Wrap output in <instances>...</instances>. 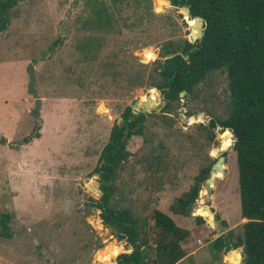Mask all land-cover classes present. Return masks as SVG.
<instances>
[{
	"label": "rangeland",
	"instance_id": "374dc122",
	"mask_svg": "<svg viewBox=\"0 0 264 264\" xmlns=\"http://www.w3.org/2000/svg\"><path fill=\"white\" fill-rule=\"evenodd\" d=\"M94 1L105 4L110 27L91 23ZM118 1L114 6L111 0H16L8 10L0 31V137L6 140L0 143V214H8L9 234L0 235V264H110L107 258L101 263V250L117 241L90 206L89 198L99 193L93 188L97 176L89 174L123 108H134L154 89L149 75L153 61L162 59V45L190 33V18L165 0ZM28 62L34 66L40 118L31 113ZM225 84V74L212 71L186 107L167 114L160 112L156 96L154 107L145 111L152 114L143 135L127 141L130 156L117 170L111 203L144 222L149 254L156 208L189 231L182 247L191 261L184 258L183 264H241L235 253L214 258L209 249L211 239L229 229L239 232L244 221L232 148L223 152L221 175L208 188L200 184L204 194L197 195L188 216L168 211L199 168L217 158L213 151L222 129L215 126L210 139L208 120L199 115L224 117ZM185 108L196 112L195 121L181 116ZM36 122L38 138L8 145ZM192 212L202 214L203 222H195Z\"/></svg>",
	"mask_w": 264,
	"mask_h": 264
},
{
	"label": "trees",
	"instance_id": "16d2710c",
	"mask_svg": "<svg viewBox=\"0 0 264 264\" xmlns=\"http://www.w3.org/2000/svg\"><path fill=\"white\" fill-rule=\"evenodd\" d=\"M15 1L0 0V31L5 29L8 10ZM111 1L115 6L118 0ZM165 1L178 9L183 18L188 16L182 8L191 18L199 17L202 34L195 40L187 37L178 42L166 41L162 45V59L153 61L149 86L157 91L162 102L160 112L167 114L186 107L187 99L212 71L220 70L226 79L225 115L222 118L210 115L204 126L210 131V139H213L212 130L217 125L228 129L233 136L231 148L235 153L239 213L244 221L239 232L233 233L229 229L211 239L210 252L214 258L217 255L232 257L239 248L241 264H264V0ZM118 3L124 4L125 0ZM91 6L90 18L94 27H110L111 19L105 4L94 1ZM189 24V31L195 32L198 27H195L194 19H190ZM181 91L182 96L179 95ZM149 93V97L154 98V90L150 89ZM140 100H146V97L141 96ZM147 101L151 102L149 98ZM183 113L189 117L196 112L185 108ZM150 114L152 112L134 113L131 106H125L119 119L112 123L89 174L97 176L100 192L97 198H89L90 206L99 211L100 222L113 232L117 241L109 251L108 247L102 248L101 263L106 261L107 252L109 262L115 257L117 264H183L182 260L188 257L182 242L189 231L177 226L168 214L156 208L152 210L153 245L149 254L144 249L148 246L144 222L129 208L111 203L117 170L130 156L127 141L133 135H143V123ZM229 132L218 133L220 149L225 150L230 145ZM39 136L36 122L28 134L8 145L15 148ZM5 142L1 136L0 143ZM214 162L215 158L199 168L192 184L173 198L168 211L183 216L190 214L200 184L209 176ZM220 175L216 170V177ZM201 216L196 215L193 219L202 223ZM7 223L8 214H0L1 236L9 234ZM221 223L226 226L225 221L221 220ZM187 260L191 261V257Z\"/></svg>",
	"mask_w": 264,
	"mask_h": 264
},
{
	"label": "water",
	"instance_id": "95a60500",
	"mask_svg": "<svg viewBox=\"0 0 264 264\" xmlns=\"http://www.w3.org/2000/svg\"><path fill=\"white\" fill-rule=\"evenodd\" d=\"M182 11L184 13H186V15L188 16V18L194 19V21H195V24L194 25H195V27H198L195 30V32H190L189 33L188 39L189 40H195V39L199 38L201 36V34H202V20L199 17H193V18H191L190 15L187 13V10L185 8H182ZM139 61L142 62V63L145 62V60L142 59V58H140ZM24 71H25L26 77H27L26 89L31 94V96L33 98V101H34V106L32 108V115L35 118H40V116H39L40 98H39V96L37 94L36 88L34 87L35 77H34V66H33V64L31 62H28L26 64L25 68H24ZM153 90H154V98L151 99V102L149 103L147 101V99L149 97H146V100H139L136 103V106L134 108L132 107V111L134 113H136L138 111H142V112H145L146 111V112H149L150 111V108L154 107V105H155V98H156V96H158V93H157V91H155V89H153ZM182 94H183L182 91L179 92V95L180 96H182ZM180 114H181V116L184 117V119L186 121L188 120L187 119L188 117H186L183 112H181ZM199 118L202 119V120H208L209 119L203 113H201L199 115ZM191 119L195 121L197 119V116L196 115H192L191 116ZM216 130H219V127H217ZM225 130H227L229 132V130L226 129V128L222 129L221 131L223 132ZM229 134H230V138H231V143H230V145L228 147L231 148L232 145H233L234 139H233V136L231 135L230 132H229ZM223 152H224V149H220V148L217 149V151H216V157H217L216 158V161L211 166V169L213 171H210L209 176L207 178H205V180L201 183V186L202 187L208 188L209 185H210V182L214 181V179L216 178V170H219L220 172H222V162H223V156H222V154H223ZM87 181L88 180H86V182ZM93 183H94V186H93L94 190L97 193H100L99 190H98V182H97V180L96 181H93ZM200 192H201V190L199 189L198 195L200 194ZM191 214L193 216H196V215L201 216L200 214L194 213V212H192ZM212 233H214V230L212 231ZM124 248L125 249H128L127 246H125V245H124ZM235 254L237 255L238 258L240 257V259H241V255H240L239 252H235ZM110 264H117V263H116L115 260H113Z\"/></svg>",
	"mask_w": 264,
	"mask_h": 264
},
{
	"label": "bare ground",
	"instance_id": "6f19581e",
	"mask_svg": "<svg viewBox=\"0 0 264 264\" xmlns=\"http://www.w3.org/2000/svg\"><path fill=\"white\" fill-rule=\"evenodd\" d=\"M148 97H149V96H148ZM149 101H151V97H149ZM201 193H202V191H201ZM205 210H206V212L208 213L207 208H205ZM106 258H107V254H106ZM101 259H102V256H101Z\"/></svg>",
	"mask_w": 264,
	"mask_h": 264
},
{
	"label": "crops",
	"instance_id": "0c3cea01",
	"mask_svg": "<svg viewBox=\"0 0 264 264\" xmlns=\"http://www.w3.org/2000/svg\"><path fill=\"white\" fill-rule=\"evenodd\" d=\"M184 251H185V255H186V256H189V255L191 254L190 252H189V253L186 252V250H184ZM221 256H224V255H221Z\"/></svg>",
	"mask_w": 264,
	"mask_h": 264
},
{
	"label": "flooded vegetation",
	"instance_id": "af4514ba",
	"mask_svg": "<svg viewBox=\"0 0 264 264\" xmlns=\"http://www.w3.org/2000/svg\"><path fill=\"white\" fill-rule=\"evenodd\" d=\"M216 161V160H215Z\"/></svg>",
	"mask_w": 264,
	"mask_h": 264
}]
</instances>
